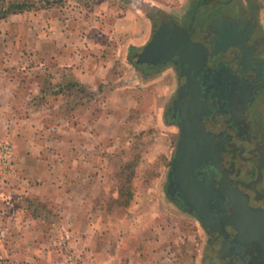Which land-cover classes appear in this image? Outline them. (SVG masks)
Listing matches in <instances>:
<instances>
[{"label":"rangeland","instance_id":"rangeland-1","mask_svg":"<svg viewBox=\"0 0 264 264\" xmlns=\"http://www.w3.org/2000/svg\"><path fill=\"white\" fill-rule=\"evenodd\" d=\"M11 1L16 0H0V10L7 9ZM17 1L32 8L3 18L0 13L1 66L6 63L3 55L16 56V66L40 65L37 59L19 61L17 42L12 46L6 42L11 15L16 14V36L32 37L33 41L23 42L21 48L22 56H28L39 51L35 43L39 24H29L31 19H22L19 14L31 13L39 19H44V13L61 14L65 28H78L76 36L80 31L93 37L92 41H102L108 54L106 60L111 58L114 65V78L96 90L89 89L73 79L70 66L56 64L51 56L41 72L12 75L19 84V96H24L29 104L22 111L32 110L49 128V138L59 128L63 135L70 136L73 121L81 131L92 127L91 139L95 149L98 148L89 162L90 168L95 167L90 172L91 180L95 179L96 212L86 215L80 224L75 222L76 214L72 211L75 203L70 196L71 166L62 173V194L53 199L12 192L18 176L15 141L9 135L0 138V264H207L201 227L176 208L166 194L177 140L175 128L166 120L167 107L176 89L173 72L147 71L138 64L141 57L138 52L157 33L180 29L174 17L186 19L187 8L189 12L194 6L197 8L196 0ZM247 1L259 7L258 18L264 29V0H233V4L228 3L231 6L228 10H235V2L246 6ZM217 4L225 8V2ZM139 10L143 21L138 27H128L127 32L113 28L115 20L125 14H128L125 22L130 24ZM206 11L210 22L211 14L209 9ZM79 18L82 20L77 22ZM69 19L75 23L67 22ZM137 29L148 31L146 41L134 43ZM53 50L48 49L49 55ZM114 115L116 119H112ZM7 143L12 154L5 158L1 149ZM56 145L69 163L70 139L63 138ZM80 189V195L87 192ZM14 210L23 213L20 221L8 219L7 215ZM15 222L22 228L15 226ZM25 224L28 226L23 228ZM210 264H214L212 260Z\"/></svg>","mask_w":264,"mask_h":264},{"label":"flooded vegetation","instance_id":"flooded-vegetation-1","mask_svg":"<svg viewBox=\"0 0 264 264\" xmlns=\"http://www.w3.org/2000/svg\"><path fill=\"white\" fill-rule=\"evenodd\" d=\"M228 3L196 0L186 19L174 17L193 43L184 55L138 64L173 72L166 194L201 227L207 264H264V29L259 7Z\"/></svg>","mask_w":264,"mask_h":264},{"label":"crops","instance_id":"crops-1","mask_svg":"<svg viewBox=\"0 0 264 264\" xmlns=\"http://www.w3.org/2000/svg\"><path fill=\"white\" fill-rule=\"evenodd\" d=\"M142 14L141 10H139V14L136 15L135 13V17L130 24L125 22V19L128 17V14H125L124 17L115 20L113 28L121 32H127L128 27L136 28L143 21ZM15 15H11L12 24L9 32L6 33V42L10 43L11 46L15 41L17 42L19 45V55H17L19 61L22 62L23 60V62H26L29 60L32 62L37 59V63L40 61V65L38 67H21L23 64L21 63L19 66H16L15 61L18 62L15 58L16 56L10 55H3L6 63L3 66L0 65V138L8 135L12 136L15 141V151L17 154L18 176L14 180L13 185L15 186L12 192L53 199L58 194H62L63 187L60 181L62 173L65 167L71 166L72 186L70 196L73 203H75L72 206V211L76 214V218H74L75 222L80 224L86 215L92 216L96 212L94 209L96 196L93 194L95 179L91 180L93 176L90 172L94 171L95 167L90 168L89 162L98 148L95 149L96 146L93 145V140L91 139L92 135H94L91 130L92 127L86 131H81L73 121L70 136L63 135V132L59 131V128L49 138V128L45 123L37 118L32 110L28 112L22 111L23 107H28L29 104L25 102L24 96H19V84H17L16 78L12 75L18 73L29 75L30 71L41 72V67L48 60V57L51 56L57 62L56 64L72 68L73 79L75 78L82 84L88 85L89 89L96 90L100 85L114 78V65L111 58L106 60L108 54H105V50H103L102 41L99 42L95 38V41H92L93 37L83 32L80 33V31L76 36L78 28L75 26L65 28V18L61 14L46 16V13H44V19H39L38 15L31 13L19 14V16L23 17L22 19H31L29 24H33L34 26L39 24L35 40L39 51L34 52V54L29 53L28 56H22L23 52L21 48H23V42H31L32 37L25 36L27 39L16 36V31L18 30L16 24L18 23L15 22ZM81 20L79 18L77 22ZM69 21L75 23L72 19H69L67 22ZM146 33L140 32L137 29L133 35L135 39L134 43L146 41L148 37ZM49 48L54 49L50 55ZM14 64L15 66H13ZM30 105L34 106L32 100H30ZM111 117L112 119H116V115ZM63 138H66V140L70 139L71 142V160L69 163H67V159L61 149L56 145L60 142L62 143ZM80 188L84 192L87 190V192L80 195ZM22 214V212L14 210L7 217L10 220L17 219L16 221H20ZM15 223V226L19 229L22 228L19 222ZM26 224L28 223L26 222ZM26 224L23 228L28 226Z\"/></svg>","mask_w":264,"mask_h":264},{"label":"water","instance_id":"water-1","mask_svg":"<svg viewBox=\"0 0 264 264\" xmlns=\"http://www.w3.org/2000/svg\"><path fill=\"white\" fill-rule=\"evenodd\" d=\"M189 44L193 43L185 29L164 30L154 36V39L146 46L141 57L146 56L147 60L155 56L166 58L175 53H180L183 56ZM184 46L185 49L182 50Z\"/></svg>","mask_w":264,"mask_h":264},{"label":"trees","instance_id":"trees-1","mask_svg":"<svg viewBox=\"0 0 264 264\" xmlns=\"http://www.w3.org/2000/svg\"><path fill=\"white\" fill-rule=\"evenodd\" d=\"M31 5H27L25 2H19V1H11L5 10H0L1 18L7 17L10 13H15V12H24L26 10L31 9Z\"/></svg>","mask_w":264,"mask_h":264},{"label":"built area","instance_id":"built-area-1","mask_svg":"<svg viewBox=\"0 0 264 264\" xmlns=\"http://www.w3.org/2000/svg\"><path fill=\"white\" fill-rule=\"evenodd\" d=\"M1 151H2V155H3L5 158L10 157L11 154H12V148L9 146L8 143L5 144V145L3 146V149H1Z\"/></svg>","mask_w":264,"mask_h":264}]
</instances>
